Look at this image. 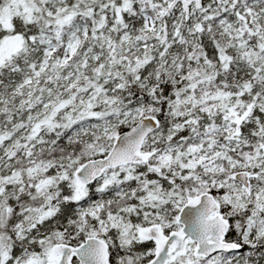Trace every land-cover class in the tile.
<instances>
[{"label":"snow or ice","instance_id":"1","mask_svg":"<svg viewBox=\"0 0 264 264\" xmlns=\"http://www.w3.org/2000/svg\"><path fill=\"white\" fill-rule=\"evenodd\" d=\"M0 264H264V0H0Z\"/></svg>","mask_w":264,"mask_h":264}]
</instances>
